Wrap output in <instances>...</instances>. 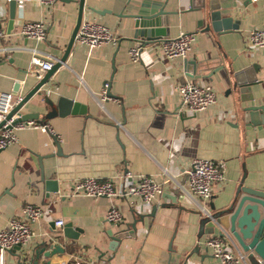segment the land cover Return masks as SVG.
<instances>
[{"label": "crops", "instance_id": "crops-1", "mask_svg": "<svg viewBox=\"0 0 264 264\" xmlns=\"http://www.w3.org/2000/svg\"><path fill=\"white\" fill-rule=\"evenodd\" d=\"M142 1L86 0L84 18L109 26L118 42L89 51L75 41L66 63L22 107V113L37 112L33 120L47 129H17V140L0 151V230L21 217L29 203L42 206L44 215L33 224L37 236L21 250H9L5 264H30L28 259L20 262V254L53 242L65 250L51 258L42 255L38 264H220L205 245L212 234H224L228 247L245 255L240 264H259L230 232L229 215L201 224L199 198L187 193L185 170L195 157L223 163L226 179L214 185L208 203L212 213L227 207L242 184L264 193V114L256 113L248 122L244 116L246 107L264 105V48L253 47L247 37L248 31L264 28V0H222L228 25L221 31L206 30V22H199L205 19L203 10H188L202 0H152L181 11L170 16L168 37L192 32L196 44L186 58L166 60L155 50L161 40L145 43L142 59L135 63L129 57L138 42L131 15ZM78 12L79 0L50 5L32 0L17 8L10 23L7 0H0V91L23 96L36 85L45 71H31L32 49L55 62L61 58ZM39 20L46 23L45 40L22 33L25 22ZM236 75L241 85L234 88ZM188 80L213 87L216 102L198 112L182 109L179 86ZM60 97L78 105L60 115ZM128 173L164 184L150 207L124 196L72 193L75 183L88 177L112 179L116 188L128 186ZM43 176L58 180L59 191L47 190ZM185 177L177 202L181 206L162 207L172 203V189ZM114 204L123 213L117 224L106 220ZM154 205L155 214L138 220L134 230L136 211L151 213ZM59 217L65 221L62 228L55 223ZM67 223L81 229L78 238L65 236Z\"/></svg>", "mask_w": 264, "mask_h": 264}, {"label": "built area", "instance_id": "built-area-1", "mask_svg": "<svg viewBox=\"0 0 264 264\" xmlns=\"http://www.w3.org/2000/svg\"><path fill=\"white\" fill-rule=\"evenodd\" d=\"M27 1L16 0L18 7H23ZM40 4L50 5L57 0H35ZM27 37L37 41H43L47 35V27L44 20L25 22L21 29ZM2 19L0 16V37L3 35ZM248 41L255 48H264V28H255L247 33ZM196 33L180 32L174 37L164 38L159 42L160 55L163 59L173 60L179 57L186 58L196 44ZM76 42L85 44L89 51L100 48L104 45H112L118 42L114 31L104 23L83 18L76 35ZM142 42H137L129 49V57L132 62H140L142 53L145 49ZM33 56L30 61V69L46 71L52 67L55 60L43 58L39 55L40 50L33 48ZM109 83L104 85V98H107L106 90ZM50 93V90L47 91ZM179 93L181 96V107L192 112L207 109L217 100L216 91L211 86L203 85L194 80H188L180 84ZM22 96H16L13 92L0 91V151L17 140V129L36 127L47 129V127L36 123L34 120L21 122L12 125V119L6 121L8 113L18 104ZM187 174V193L199 198L200 210L210 216L211 211L208 203L212 199L214 185L226 179V171L221 161L213 159L195 157L188 169ZM132 182L125 187L116 188L112 179H98L88 177L78 180L72 190L74 194H84L93 197L115 198L124 196L132 198L141 208L150 207L156 197L162 193L164 184L149 175H139L134 178L131 173L127 174ZM21 217H13L8 225L0 230V264H5L6 253L17 245L24 247L37 233L33 229V224L39 221L44 215V208L40 205L27 204L23 207ZM123 219V213L115 204L106 213V220L117 224ZM55 223L62 228L65 221L62 217L55 219ZM205 245L211 250L220 264H240L245 260V255L241 252L236 253L228 247L224 234H212L205 240ZM76 264H80L78 261Z\"/></svg>", "mask_w": 264, "mask_h": 264}, {"label": "water", "instance_id": "water-1", "mask_svg": "<svg viewBox=\"0 0 264 264\" xmlns=\"http://www.w3.org/2000/svg\"><path fill=\"white\" fill-rule=\"evenodd\" d=\"M221 2L222 0H202V4L197 7L191 3V7L188 10H203L205 19H202L199 22H206V30L221 31L223 27L228 25V19L222 16ZM7 3L10 9L11 23L16 17L18 5L16 0H7ZM85 5L86 0H79L77 22L63 56L59 58L50 69L45 71L44 75L39 79L36 85L23 95L18 104L8 113L6 121L12 119V125H16L21 122H28L39 116L37 112L22 113L21 109L35 94L41 93L43 85L48 82L49 78L59 67L66 63L70 51L75 43L77 32L84 18ZM182 12L184 13L186 10H183ZM180 13L181 11L179 10H166L165 5L161 1L143 0L138 6L136 12L131 15L135 19L134 35L136 40L145 44L162 40V38H168L171 23L170 16L179 15ZM189 62L192 61L189 60ZM239 85H241L240 78L236 75V81L233 83V87L237 88ZM18 87L19 83H16L15 90H18ZM73 104L76 106L77 103H74L71 99L60 97L56 104L59 114L65 115L71 112ZM259 112L264 114V105H251L246 107L244 109L245 121L248 122L254 114ZM4 122L5 121L0 124V128ZM54 139L58 146L57 153L60 154L62 152V148L56 136ZM42 180L46 182L47 190L53 192L59 191L58 180L46 179L45 176L42 177ZM185 182L186 177L181 183V186H177L172 189L173 197H170L172 203H164L162 204V207L167 206V204H177V206H181L177 202L183 194L182 189ZM157 208L158 206L154 205L151 213H141L136 211L138 218L133 224V229H136V222L138 220H142L145 215H154ZM262 210H264V193L242 184L238 187L233 201L227 207L217 212H211L210 216L205 215L200 210L201 214H203L201 224L204 225V223L213 219L218 220L222 215H229V230L235 237L240 247L245 252H251L253 255H256L259 258V264H264V215ZM80 231L81 229L74 228L72 223H67L64 227V234L68 238H78ZM113 240L118 243L121 241V237L116 235L113 237ZM15 249L21 250L22 246L17 245ZM171 249H173L172 245ZM64 250L65 249L62 245L57 242L49 243V245L34 248L30 251V253L26 251L20 254V262H22L21 259H25L24 261L28 259L30 264H38V260L42 255L51 258L54 254Z\"/></svg>", "mask_w": 264, "mask_h": 264}]
</instances>
